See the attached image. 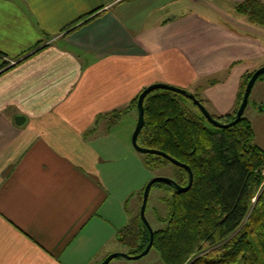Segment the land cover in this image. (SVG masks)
Wrapping results in <instances>:
<instances>
[{
	"label": "crops",
	"instance_id": "1",
	"mask_svg": "<svg viewBox=\"0 0 264 264\" xmlns=\"http://www.w3.org/2000/svg\"><path fill=\"white\" fill-rule=\"evenodd\" d=\"M243 1L0 0V264L120 251L108 252L125 214L111 209L97 118L153 83L232 113L245 75L264 66V28L234 11Z\"/></svg>",
	"mask_w": 264,
	"mask_h": 264
},
{
	"label": "trees",
	"instance_id": "2",
	"mask_svg": "<svg viewBox=\"0 0 264 264\" xmlns=\"http://www.w3.org/2000/svg\"><path fill=\"white\" fill-rule=\"evenodd\" d=\"M234 11L249 24L264 28V3L261 1L245 0L236 4ZM253 73L243 78L233 112L212 117L222 123L234 118ZM262 79L264 73L257 81ZM138 95L125 111L136 108ZM194 96L203 103L197 94ZM143 108L144 121L137 137L138 145L164 152L189 166L193 175L190 189L183 193L165 183L152 186L165 193L159 198L164 212L152 209L160 227L153 229L151 249L156 250L161 262L264 264V151L253 142L254 132L248 118L242 116L231 127L216 128L190 100L167 90L148 94ZM113 112L116 113L109 117ZM120 112L114 110L97 119L109 117L110 124H114ZM143 156V165L148 170L170 164L157 155ZM170 165L172 179L185 186L186 170ZM143 189L137 194L140 204ZM126 213L130 215L129 222L117 231L116 238L129 248V255H137L146 247L149 234L139 219V212L133 216L126 206Z\"/></svg>",
	"mask_w": 264,
	"mask_h": 264
},
{
	"label": "rangeland",
	"instance_id": "3",
	"mask_svg": "<svg viewBox=\"0 0 264 264\" xmlns=\"http://www.w3.org/2000/svg\"><path fill=\"white\" fill-rule=\"evenodd\" d=\"M217 4L222 7V4ZM217 4L215 5L219 7ZM191 9L198 11L209 18L215 19L217 17L212 9L207 6L193 5L191 6ZM257 85L258 84L254 85L251 90L243 116L248 118L252 124L254 132L253 142L264 151V89L259 92L256 88ZM203 105L209 112L210 109L206 101H203ZM125 108L127 109V107L118 109L121 111V116L116 119L114 124H110L109 117L116 112L108 114V119L104 120L106 124L103 123L105 125L103 127L105 128L102 136L103 139L106 137L107 153L105 154V160L102 163V171L104 180L108 186L109 195L114 202L111 209L114 214H119L120 216L125 214V225H127L130 215L128 216L126 213V206L131 215H138L140 203L139 199H137V194L150 181V179L156 176H163L172 179L174 178V175L173 167L170 164H166V166L155 170H148L144 167L143 154L135 151L131 145V136L137 121V109L132 107L130 110L132 113L129 114V111H125ZM164 195V191L156 186L152 187V190L149 193L145 216L151 225V228L154 230L160 227V224L156 221L152 209H157L160 213L164 212V205L159 203V198ZM108 225L107 231H111V224ZM113 239L114 238H111L110 242ZM115 247H119L120 249V251L117 252H131L127 246L121 244L118 246L116 241H113L109 245V249H111L108 252L115 249ZM111 262V264H163L158 253L153 248L140 259L130 260L118 257L111 260Z\"/></svg>",
	"mask_w": 264,
	"mask_h": 264
},
{
	"label": "water",
	"instance_id": "4",
	"mask_svg": "<svg viewBox=\"0 0 264 264\" xmlns=\"http://www.w3.org/2000/svg\"><path fill=\"white\" fill-rule=\"evenodd\" d=\"M263 73H264V66H262V67H260L254 71V73L252 74V76L250 77V79L248 80V82L245 86V89H244V92L242 95V99L240 101V104H239L236 112H235L234 118L228 123H222L219 120H217L216 118L212 117L211 114L207 111V109L203 105V103H201L194 96L193 93H191L185 89L178 88V87L171 86V85L164 84V83H153V84L145 87L139 93L138 98H137V102H136L137 121H136L135 129H134L132 136H131L132 147L135 149V151H137L140 154L157 155V156H160V157H163L164 159H166L170 164L185 169L187 172L188 179H187V183L185 186L179 185L173 179L168 178V177L156 176V177H153L152 179H150V181L144 186L143 193H142V200H141V204L139 207V219H140L141 223L144 225V227L147 229L148 234H149L148 243H147L146 247L144 248V250L141 253H139L137 255H129L127 253H121V252L110 253L106 257H104V259L99 264H109L111 260L118 258V257L130 259V260H137V259H140L141 257L145 256L150 251L152 244H153L154 232H153V229L151 228V225L149 224V222L145 216V211H146V206H147V201H148L150 190L155 183H165V184L169 185L170 187H172L176 192L183 193V192H186L190 189L192 182H193V175H192V172H191L189 166H187L183 163H180L179 161H177L176 159L172 158L171 156L165 154L164 152H161V151L156 150V149L143 148V147H140L138 145L137 137H138V134H139V132L143 126V121H144L143 102H144L145 97L155 90L171 91L173 93L181 95L182 97L190 100L197 107V109L200 111V113L204 116V118L207 120V122L210 123L212 126H214L216 128H220V129H225V128H228V127L235 125L242 118L244 111L247 107V103H248V99H249L251 90H252L255 82L257 81L258 77L260 75H262ZM23 121H24L23 117H21V116L15 117V124L16 125H21L23 123Z\"/></svg>",
	"mask_w": 264,
	"mask_h": 264
}]
</instances>
